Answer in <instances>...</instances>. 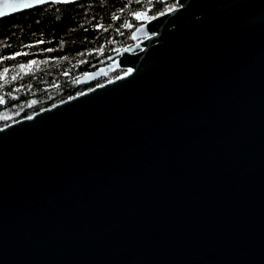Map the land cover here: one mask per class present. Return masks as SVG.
<instances>
[{
  "label": "water",
  "instance_id": "water-1",
  "mask_svg": "<svg viewBox=\"0 0 264 264\" xmlns=\"http://www.w3.org/2000/svg\"><path fill=\"white\" fill-rule=\"evenodd\" d=\"M131 38L0 127V264H264V0H176Z\"/></svg>",
  "mask_w": 264,
  "mask_h": 264
},
{
  "label": "trees",
  "instance_id": "trees-1",
  "mask_svg": "<svg viewBox=\"0 0 264 264\" xmlns=\"http://www.w3.org/2000/svg\"><path fill=\"white\" fill-rule=\"evenodd\" d=\"M175 6L176 0H80L0 18V127L116 77L117 68L77 83L132 45L138 25Z\"/></svg>",
  "mask_w": 264,
  "mask_h": 264
},
{
  "label": "snow or ice",
  "instance_id": "snow-or-ice-1",
  "mask_svg": "<svg viewBox=\"0 0 264 264\" xmlns=\"http://www.w3.org/2000/svg\"><path fill=\"white\" fill-rule=\"evenodd\" d=\"M35 2L36 3H42V2H44V0H35ZM60 2L68 3V2H70V0H60ZM169 11H171V9H169ZM3 15H4V13L0 12V16H3ZM134 15H135L136 19L144 18L143 14L140 12H136V13H134ZM161 15H163V13H161ZM153 18H155V17H153ZM32 63H35V62L33 61ZM5 71H7V69H5ZM13 79H15V77ZM2 103H4V100H3V98H0V104H2ZM29 119H31V117H29Z\"/></svg>",
  "mask_w": 264,
  "mask_h": 264
},
{
  "label": "rangeland",
  "instance_id": "rangeland-1",
  "mask_svg": "<svg viewBox=\"0 0 264 264\" xmlns=\"http://www.w3.org/2000/svg\"><path fill=\"white\" fill-rule=\"evenodd\" d=\"M120 73H122V70H121V72H119L117 75H119ZM111 79V78H110ZM13 122V121H12ZM4 126V125H3Z\"/></svg>",
  "mask_w": 264,
  "mask_h": 264
}]
</instances>
